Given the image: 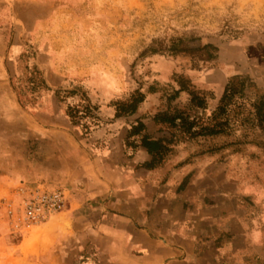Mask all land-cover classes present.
Wrapping results in <instances>:
<instances>
[{"label":"rangeland","instance_id":"rangeland-1","mask_svg":"<svg viewBox=\"0 0 264 264\" xmlns=\"http://www.w3.org/2000/svg\"><path fill=\"white\" fill-rule=\"evenodd\" d=\"M0 70V264H105L64 210L24 228L5 215L34 129L63 115L84 142L114 110L126 149L214 151L264 187V0H0Z\"/></svg>","mask_w":264,"mask_h":264},{"label":"crops","instance_id":"crops-1","mask_svg":"<svg viewBox=\"0 0 264 264\" xmlns=\"http://www.w3.org/2000/svg\"><path fill=\"white\" fill-rule=\"evenodd\" d=\"M112 118L84 142L65 115L35 126L34 170L15 184L68 190L62 214L79 223L100 263L264 264V187L235 170L233 157L197 152L148 168L139 140L126 149V119Z\"/></svg>","mask_w":264,"mask_h":264},{"label":"built area","instance_id":"built-area-1","mask_svg":"<svg viewBox=\"0 0 264 264\" xmlns=\"http://www.w3.org/2000/svg\"><path fill=\"white\" fill-rule=\"evenodd\" d=\"M18 202L8 201L4 204L5 215L15 228L36 226L44 223L50 216L64 210L67 194L58 187L45 189L20 187Z\"/></svg>","mask_w":264,"mask_h":264},{"label":"trees","instance_id":"trees-1","mask_svg":"<svg viewBox=\"0 0 264 264\" xmlns=\"http://www.w3.org/2000/svg\"><path fill=\"white\" fill-rule=\"evenodd\" d=\"M227 88H231L230 84ZM135 109L134 105L130 106V112H132ZM170 124H175L174 119H168ZM181 127H184V131L187 133H190V135H194V133L191 132V129L193 127V124H181ZM169 143H167L164 139H157L152 140L148 136H143L141 138V146L145 147L147 152L152 156V159L150 162L144 164L146 167L151 168L155 167L159 164H161L164 160L167 159V153L169 151Z\"/></svg>","mask_w":264,"mask_h":264}]
</instances>
